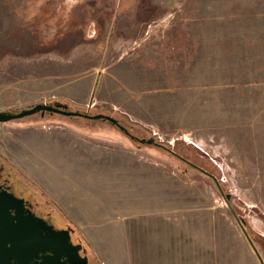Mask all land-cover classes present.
<instances>
[{
	"label": "rangeland",
	"instance_id": "obj_1",
	"mask_svg": "<svg viewBox=\"0 0 264 264\" xmlns=\"http://www.w3.org/2000/svg\"><path fill=\"white\" fill-rule=\"evenodd\" d=\"M55 101L160 144L78 116L0 123L13 182L91 264H260L192 165L264 260V0H0V111ZM67 158L90 185L42 173Z\"/></svg>",
	"mask_w": 264,
	"mask_h": 264
},
{
	"label": "water",
	"instance_id": "obj_2",
	"mask_svg": "<svg viewBox=\"0 0 264 264\" xmlns=\"http://www.w3.org/2000/svg\"><path fill=\"white\" fill-rule=\"evenodd\" d=\"M37 113H40L41 116L45 113H55L67 117L78 116L89 120H105L141 144L160 146L153 138L134 137L116 118L110 115L102 113L92 115L78 110H70L67 104L56 101L49 104L37 103L20 111H0V123L18 120ZM192 166L213 179L259 263L264 264L263 258L245 228L246 222L237 218L230 205L231 194L224 195L214 175L195 165ZM19 192V189L13 192L9 187H0V264H89L87 250L82 246L80 240L75 239L74 228L69 224L63 225L53 214L50 223L37 216L32 211L31 204L18 196ZM76 241L78 242L75 243Z\"/></svg>",
	"mask_w": 264,
	"mask_h": 264
},
{
	"label": "crops",
	"instance_id": "obj_3",
	"mask_svg": "<svg viewBox=\"0 0 264 264\" xmlns=\"http://www.w3.org/2000/svg\"><path fill=\"white\" fill-rule=\"evenodd\" d=\"M77 123V122H76ZM80 125V124H79ZM80 127L82 128V129H84V127H86V126H81L80 125ZM87 127H89V126H87ZM45 139V138H44ZM39 144V143H38ZM38 144H37V146H38ZM44 148V147H43ZM39 149H41L42 151L44 150H47V149H42V147L41 148H39ZM50 150V149H49ZM72 151L74 150L73 148L71 149ZM50 153H52V152H54V150H50L49 151ZM69 158H67V159H65V160H62V161H64V162H62L60 165H58L57 166V164L55 163V165L53 164V166L51 167L50 165H48V167L50 168V169H48V170H43L42 171V173H44V174H46V175H50V177H52V175L53 174H57V175H55V177L57 178V176H59V179H57L59 182H60V184L62 185V186H65V187H67V186H70V185H74V184H76V185H79V184H81V185H90L91 184V182H82L81 180H80V178H81V175L78 173V165H76V164H74V163H67L66 161L68 160ZM60 160V159H59ZM62 174V176H61V174ZM55 178V179H56ZM70 179V180H69ZM82 179V178H81ZM74 183V184H73ZM61 206H62V208L65 210V212H66V214H67V216L69 217V218H72V219H74V216L73 215H71V213L73 212V209L75 210V212L77 211V213H80V211H81V208L79 207V205H76V202H75V200H71L70 198H69V196H67V197H61ZM77 206H78V208H77ZM85 211H86V209H84ZM78 222V221H77ZM76 222V223H77ZM77 225H78V223H77ZM79 226V225H78ZM131 259V258H130Z\"/></svg>",
	"mask_w": 264,
	"mask_h": 264
},
{
	"label": "flooded vegetation",
	"instance_id": "obj_4",
	"mask_svg": "<svg viewBox=\"0 0 264 264\" xmlns=\"http://www.w3.org/2000/svg\"><path fill=\"white\" fill-rule=\"evenodd\" d=\"M116 1H121V0H116ZM0 187L1 188L9 187V189L13 192L14 191L16 192V189H19L20 192L18 196L24 198L26 201H28L31 204L32 211L37 216L46 219L49 223L51 222L50 218H51V215L53 214L51 209L44 202L40 201V199L38 198L39 196H37L36 194L30 193L29 189L24 187V185H22L19 182H16V183L13 182V174L11 173L10 170L6 169L4 162L2 163L1 161H0ZM77 242L78 241H76L75 243ZM80 243L87 250V248L81 241ZM87 256H88V253H87ZM89 264H91L90 259H89Z\"/></svg>",
	"mask_w": 264,
	"mask_h": 264
},
{
	"label": "trees",
	"instance_id": "obj_5",
	"mask_svg": "<svg viewBox=\"0 0 264 264\" xmlns=\"http://www.w3.org/2000/svg\"><path fill=\"white\" fill-rule=\"evenodd\" d=\"M22 185H24V184H22ZM27 185H24V187H26ZM31 186H29V188H30ZM30 191V190H29ZM30 193H31V191H30ZM33 194H36V195H38V193H34V192H32ZM39 198V197H38ZM40 199V198H39ZM40 201H42V202H44L45 203V200H40ZM55 216H57L58 217V215L57 214H55ZM59 218V217H58Z\"/></svg>",
	"mask_w": 264,
	"mask_h": 264
}]
</instances>
